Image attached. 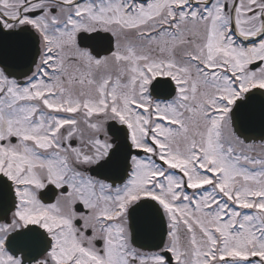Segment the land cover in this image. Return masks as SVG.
Instances as JSON below:
<instances>
[{"label": "snow or ice", "instance_id": "snow-or-ice-1", "mask_svg": "<svg viewBox=\"0 0 264 264\" xmlns=\"http://www.w3.org/2000/svg\"><path fill=\"white\" fill-rule=\"evenodd\" d=\"M0 264H264V0H0Z\"/></svg>", "mask_w": 264, "mask_h": 264}, {"label": "rangeland", "instance_id": "rangeland-1", "mask_svg": "<svg viewBox=\"0 0 264 264\" xmlns=\"http://www.w3.org/2000/svg\"><path fill=\"white\" fill-rule=\"evenodd\" d=\"M259 143V142H258Z\"/></svg>", "mask_w": 264, "mask_h": 264}]
</instances>
